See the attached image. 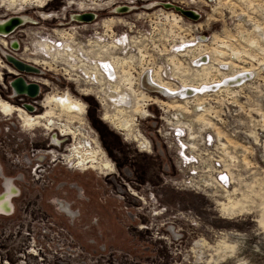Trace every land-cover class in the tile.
<instances>
[{"label": "rangeland", "instance_id": "rangeland-1", "mask_svg": "<svg viewBox=\"0 0 264 264\" xmlns=\"http://www.w3.org/2000/svg\"><path fill=\"white\" fill-rule=\"evenodd\" d=\"M67 1L23 11H15L25 6L20 1L0 6L1 19L27 17L8 34L9 50L0 44V59L10 65L8 53L37 67L31 73L14 66L22 73L16 77L30 83H37L32 75L49 80L42 95L69 91L84 103L73 128L84 123L103 154L81 167L55 161L41 154L53 148L49 135L57 133L62 151L82 136H62L58 127L26 129L16 114L0 111V195L8 180L14 186L12 209L0 213V264H25L18 245L26 242L25 250L38 252L30 264H264V0H165L173 4L168 7L162 0H87L90 9L70 7L64 19L36 12L62 13ZM119 4L133 9L116 13ZM175 7L199 9L203 17L193 20ZM89 11L97 14L92 22L74 18ZM42 37L51 45L66 42L71 66L34 53L33 42ZM117 39L125 40L126 51ZM179 44L182 51H174ZM100 52L117 57L116 82L90 80L89 62ZM202 54L212 66H193V56ZM36 58L45 63L32 64ZM168 68L184 74L161 75L164 82L199 94L175 102L161 90L142 89L145 70L158 75ZM245 70L252 74L243 82L205 87ZM124 93L132 106L113 103L111 97ZM0 95H11L2 84ZM180 114L195 146L189 175L157 132L166 115L178 120ZM122 120L129 130L118 127Z\"/></svg>", "mask_w": 264, "mask_h": 264}, {"label": "bare ground", "instance_id": "bare-ground-1", "mask_svg": "<svg viewBox=\"0 0 264 264\" xmlns=\"http://www.w3.org/2000/svg\"><path fill=\"white\" fill-rule=\"evenodd\" d=\"M92 1H95V0H92ZM49 3V0H47L46 1V3L44 4L45 5V7L47 6V4ZM80 3L82 4V5H80ZM0 6H4V4H3V2L0 0ZM6 7H8V5H5ZM70 6L72 7H76V8H78V9H82V10H85V9H87V8H91V7H88L87 6V0H69V1H67V5H66V7H64L63 9H61L62 10V13H60V12H58V11H53L54 13H56V18L55 19H64V17H65V14H66V12L67 11H65V10H68L69 8H70ZM33 7V6H32ZM34 7H36V6H34ZM45 7H43V9L45 8ZM29 8H31V7H29ZM24 10V9H23ZM23 10H21V11H23ZM38 11H40L39 9L38 10H36V12L38 13ZM49 13H51V12H49ZM39 14V13H38ZM39 17H42L41 16V14L39 15ZM53 16H51V18H52ZM78 17V16H77ZM19 18V21H18V23L19 22H23L27 17H25V16H19L18 17ZM43 18V17H42ZM44 19V18H43ZM46 20H48V19H46ZM15 28V25H13L12 24V21H10V20H5L4 18L3 19H1L0 18V44H1V46H2V48L4 47L5 48V50H3L4 52H6L7 50H9V48H10V45H11V43H10V41L9 40H7L6 38L8 37V34L13 30ZM62 34V33H61ZM45 40H46V38H39L38 40H35L34 42H33V45H34V48H35V50H39L40 51V49H42L41 47H39V45H42L44 42H45ZM49 40V39H48ZM50 41V40H49ZM66 43V42H65ZM64 42H57V43H54V44H56L57 46H62V45H64L65 44ZM13 44V43H12ZM53 44V45H54ZM121 44V46H123L122 48H124V51H126V49L128 48L127 47V43H118V45H120ZM15 45V44H14ZM117 45V44H116ZM116 46H113V48H115ZM59 49L61 48V47H58ZM63 48V47H62ZM61 50V49H60ZM40 53H41V51H40ZM95 56H97V58L95 57V60H91L89 63H90V66L92 65L93 66V68H91L92 70H93V72H92V74H94V78H91L90 80L91 81H93L94 80V82H96V83H98V84H100V83H102L104 80H106V81H109V82H116L117 81V79H114L115 77L117 78L118 77V70H117V62H116V59H117V57L116 56H114V55H112L111 57H109V58H104V56H103V54L100 52V53H97ZM6 59H8V62H10V60H11V58H14V59H16L14 56H12V55H10V54H8L7 53V55H6ZM62 58H63V56H62ZM71 58V57H70ZM66 59V61H64V62H68L69 63V65L71 66V62H70V60H68L67 58H65ZM28 61H30V60H28ZM12 62V61H11ZM30 62H32V61H30ZM123 62H125L124 60H123ZM32 64H34V65H38V64H35L34 62H32ZM67 64V63H66ZM6 65L9 67V71L10 70H13L14 72H9V76L10 77H12V78H14V79H12L11 80V82H10V84L9 83H7V80H3L0 84H2V86H3V88H4V91L5 92H8V91H10L9 93H11V96L9 95L8 96V100H6V101H8V102H10V103H12L13 101H18V100H22L23 102H26V104H28L27 102L30 100H32V101H34L35 102V107H34V105H32V104H28V106H22V105H19V104H14V103H12V104H14L15 106H18V107H21L22 109H24L27 113H29V114H36L35 113V109H36V107L38 108V107H41L39 104H37V102L39 101V99L40 98H42V99H44L46 96H47V101H48V98H50L51 96H54V95H57L54 99V101L55 102H57V101H59L60 99V101L59 102H57L56 103V107H57V112L58 113H56V114H54V112L52 111V110H49L48 112H47V116L46 117H48V116H52V115H56L55 117H54V119L55 120H58V121H55L56 122V127L54 126L51 130H53V132H54V130H56L55 128H59L60 130H59V134L60 135H62V136H69V137H71V138H75V137H77L78 135L79 136H82V140L80 139V141H78V142H75V144H71V145H68L67 147H65V149H67V150H65L64 149V152L63 153H61V156H62V158H63V160H65V161H67V162H73L74 164H76V165H79V166H83L84 165V163H87L88 161H87V159L88 158H86L85 156H83L84 155V153H81V152H79V150L78 149H81V150H84V148H89V149H91V148H93V147H97L99 144H98V142H99V139H98V137H96V136H93V134H90V132H89V130H87V128L85 127V124H84V126H82V127H78V128H76V129H74L72 126H70V125H68L67 124V120H74L73 119V117H75V116H79V117H82V115H80L75 109H77L78 110V103L75 101V100H73V98L75 99V97L69 92V91H67V92H65V93H59L58 91L57 92H50V93H46V94H44L43 96L41 95V96H36V97H33V96H28V95H17L18 93H19V91H21V90H23V86L21 85V84H18V83H16V76L17 75H21L22 73L21 72H19V71H17V69L14 67V65H13V63H11L10 65H8L7 63H6ZM90 70V69H89ZM5 75V74H4ZM148 76V78H149V80H153V81H155L156 83H159L161 86H165V87H168V88H170L171 90H173V91H175L176 90V88H175V86H173L172 84H169V83H166V82H164L163 81V79H162V77L160 76V75H158V78H155L154 77V75H152V78L153 79H150V73L148 72V71H146V72H144L143 74H142V76H141V79H142V81H143V79H144V77L145 76ZM4 78H5V76H4ZM29 79H31V80H33V81H35V82H37V84H39V86H40V88H41V85L43 84L45 87H47V86H49V80L48 79H45V78H41V77H37V76H29L28 77ZM110 78V79H109ZM125 79H127V77L125 78ZM129 79V78H128ZM128 79L126 80V81H128ZM23 81H26L27 83L29 82V80L28 79H26L25 77H24V80ZM131 84V83H130ZM129 84V85H130ZM143 84H144V82H143ZM132 85H133V83H132ZM144 86H145V84H144ZM142 87H143V85H142ZM155 87L158 89H162L160 86H156L155 85ZM144 89H146V90H144L145 92H149V91H151V90H148L147 88H145V87H143ZM131 89V88H130ZM133 89V88H132ZM135 90V89H134ZM86 91H88V92H90L91 90H89V89H86L85 90V92ZM132 91V90H131ZM137 91V90H136ZM14 93V94H13ZM91 93V92H90ZM132 93V92H131ZM70 95V97H71V99H69L68 98V96ZM122 95H124L125 97H123V99H125L127 96H126V94L124 93V94H122ZM65 96V97H64ZM118 96V95H117ZM0 97L1 98H3V96L2 95H0ZM133 98V97H132ZM5 100V99H4ZM31 101V102H32ZM121 101H123V100H121ZM115 102H117V101H115ZM118 102H119V100H118ZM105 103V102H104ZM135 104V103H134ZM182 105V104H181ZM117 106V105H116ZM128 106V105H127ZM126 106V107H127ZM129 106H132V105H129ZM171 108H174V107H177V106H174V105H169ZM183 106V105H182ZM138 110V109H137ZM139 110H140V108H139ZM142 110V109H141ZM141 110L140 111H138V112H141ZM20 111V110H19ZM85 111H86V109L84 108V113L83 114H85ZM135 111H136V109H135ZM21 112V111H20ZM75 113V114H74ZM57 114L59 115V116H57ZM21 115L23 116V121H25L26 122V119L24 120V118H26V115H23L22 114V112H21ZM31 116V119H34V118H36L37 116H32V115H30ZM18 117V116H17ZM60 117H63V118H60ZM121 117V116H120ZM48 118H52V117H48ZM65 118L67 119V120H65ZM105 118H106V116H105ZM81 119V118H80ZM59 120H61V121H59ZM62 120H65V121H62ZM117 120H120V118H118ZM127 120H129V119H127ZM32 121H34L35 122V125L34 126H38L39 124H40V120H32ZM43 121V120H42ZM51 121V120H50ZM25 122H24V124H25ZM51 122H53V121H51ZM66 122V123H65ZM120 123V124H119ZM117 122V125H118V127H119V125L121 126V127H123L124 129H122V130H126L125 128H129L130 127V123L129 122H127V121H125V120H122V121H120V122ZM26 126V125H25ZM34 126H31V127H29V126H26L27 128H32V127H34ZM81 126V125H80ZM85 127V128H84ZM81 128H84V130L83 129H81ZM120 128V127H119ZM79 129V130H78ZM51 130H48V131H51ZM73 135V136H72ZM84 135H85V137H84ZM86 136L87 137H89V138H86ZM142 138V136L140 135V134H137L136 135V137L135 138ZM84 138H86L88 141H87V144H89V145H84ZM77 139V138H76ZM48 140L49 141H52V144H51V146L50 147H53L50 151L48 150V151H44V152H42L41 154L42 155H51L52 156V159L53 160H57V158L53 155V150H58L59 151V144H61V140L57 137V133L56 132H54V133H52L51 135H49L48 136ZM54 140H56V141H54ZM144 142L145 143H148V141L147 140H144ZM100 143V142H99ZM26 145H27V143H26ZM62 150V149H61ZM80 150V151H81ZM85 151V150H84ZM71 155V156H70ZM58 160H61L60 158H58ZM62 160V161H63ZM38 172V171H37ZM41 176V175H40ZM39 176V177H40ZM8 182H9V185H7L9 188H8V191L6 192V193H4V194H2V195H0V213L1 212H8L10 209H12V207H13V205H12V202H11V197H12V194H11V189H13L14 188V186L12 185V183H11V181L10 180H8ZM28 244V242H26L25 244L24 243H22V244H19L18 246H19V248L20 249H22V251L24 252V254L21 256L25 261H26V263L25 264H30V261H28V258H36L37 256H38V252H37V249H32V250H30V251H27V250H25V247H26V245ZM35 247V246H34ZM41 253V252H40ZM40 255V254H39ZM42 255H44L43 253H42Z\"/></svg>", "mask_w": 264, "mask_h": 264}, {"label": "built area", "instance_id": "built-area-1", "mask_svg": "<svg viewBox=\"0 0 264 264\" xmlns=\"http://www.w3.org/2000/svg\"><path fill=\"white\" fill-rule=\"evenodd\" d=\"M159 4L161 6H164V7H168L167 4L173 5L172 3H168L165 0H162V2H160ZM66 5H67V2L65 3V6L64 7H66ZM179 8L180 7H175V10L178 13L184 15V13H182L179 10ZM87 9H90V8H87ZM113 9H114V12L120 13L121 11H125V12L131 11L130 9H133V8L127 7V6H123V5H120L119 4V5L115 6V8H113ZM65 11H68V10H65ZM80 11H84V10L80 9ZM191 11L195 12L198 15V19H193L192 18L193 20H199V19H201L203 17V15L201 14V12H200L199 9L198 10L197 9H192ZM61 12H62V10H61ZM83 13H92V14H94V19L97 18V14H95L93 12H90L89 11V12H83ZM77 16L78 15H75L74 18H77ZM12 19L13 18H10V19L7 18L5 20H10L11 21ZM94 19L92 21H94ZM92 21H85V22H92ZM19 23H21V22H19ZM103 23H101V24H103ZM17 24H15V26ZM125 37H126V35H125ZM199 38H200L199 40L206 39V37H202V36H200ZM124 39H127V38H124ZM119 40L120 39H117V42H119V43H122V42L124 43V41H125V40H122V41H119ZM102 41H103V39H102ZM182 49L183 48L181 47V44H179V45H177V46L174 47V51H182ZM193 57L194 58H192L191 61L193 63V66H195V67L204 66V65H206V66L207 65L208 66H212V64H210V62H211L210 58H208V56H206V55H203L202 54V55H199V56L197 55V56H193ZM220 67L222 69H224V70H227L228 64L227 65L226 64H223ZM146 71H148L150 73V79H153L152 78V75L153 74L151 73V71L150 70H145L144 72H146ZM183 71L182 70L180 72L175 71L174 74H170L169 72H171V71L168 68L166 70H162L158 75H160V76L161 75H166L167 77H169L170 75L180 76V75H183L184 74ZM251 74H252L251 72H248V71L245 70L244 72H241L239 74H235L233 77H228V78L222 80L221 82H217V83H212V84L205 85V87H209L211 89H215L216 87L221 86V85H224V84L231 85V84H235V83H238V82L240 83V82L245 81L247 78H249V76ZM158 75H154V77L157 78ZM94 77L95 76L93 74L92 76H90V79L91 78H94ZM114 79H116V77ZM150 81L154 85L160 86L162 88V89H159L158 88V89H155V90H161L163 92H166L167 94H171V97L173 98L172 100H176L175 102H180V100L185 99V98L188 99L189 96L193 95L194 93H195L194 95L199 94L198 92H195V90L193 88H191V87H178V86H176L175 87L176 90L173 91V90H171L168 87L161 86L159 83H156L153 80H150ZM142 85H143V87L147 88L146 85L144 86L143 81H142ZM143 87H142V89H144ZM147 89L149 90V88H147ZM144 90H146V89H144ZM150 92H153V90H151ZM123 97H125V96H118L116 98H114V97H111V98L114 99V102L113 103L115 105H117L118 107H126L127 105H128L127 107H129L130 101L127 103V101H125L126 98L123 99ZM109 100H110V98H109ZM118 100H119V102H118ZM121 100H123V101H121ZM105 101H107V100H105ZM115 101H117V102H115ZM169 104L170 103H168V102H162V105L163 106H169ZM173 104H171V105H173ZM176 105H179V103H176ZM196 105L199 108V106L201 105V103H198ZM166 108H168V107H166ZM167 116L168 115L165 116V120H161V123H160V126H159L157 132L159 133V135L161 137L164 138V140L169 141L171 143V145H169V146L174 151H176V153L178 154L179 159L177 161V163H178L177 166H178L179 170H184L185 169L184 175H189V171L188 170L190 169L191 166L194 165V162L196 161V158H195V155H194V153H195V151H194L195 150L194 143H191V142L188 141V139L191 138V133H190L191 132V129H189L187 122H184L183 121V120H185L184 119V116L185 115L182 117L181 114H180L181 118L178 117V120H167ZM143 141H144V139H143ZM144 145L147 146L148 144H144ZM192 172H194V171L192 170ZM226 179H227V176L222 177V180H226Z\"/></svg>", "mask_w": 264, "mask_h": 264}, {"label": "flooded vegetation", "instance_id": "flooded-vegetation-1", "mask_svg": "<svg viewBox=\"0 0 264 264\" xmlns=\"http://www.w3.org/2000/svg\"><path fill=\"white\" fill-rule=\"evenodd\" d=\"M1 1L3 2L4 5H8V7H7L8 9L9 8H14L19 1H20V3H22V2L25 3V6H23L21 8H18L15 11L23 10L26 7H32V6L33 7L36 6L38 8H43V7H45L44 4L46 3L45 0H1ZM20 3H18V4H20ZM80 5H82V4L80 3ZM38 13H39V15L41 14V16L44 19H52V18L55 19L56 18L55 17L56 16V13H54V12L49 13V12H47V11H45V10L42 9V10L38 11ZM51 16H53V17L51 18ZM65 34H67V33H63V35H65ZM45 43H48V45L47 46H44ZM39 47L42 48V49H40L41 52L45 53L48 56L49 55H52L55 59H57L58 57H62L63 56L64 58H62V60L66 61L65 58H67L68 60H70L71 59L70 57L72 56V51H71V49H68V44H66V43L64 45H62V46H57L56 44L51 45L50 44V41L46 38L45 42L42 45H39ZM58 47H61L60 49L63 50V51H61ZM37 52H39V50L38 51L37 50H34V53H37ZM69 54L71 56H67ZM32 62H34L35 64H38V65L45 63L44 61H41V60H39L37 58L34 59ZM2 70H4L5 73ZM10 71L11 72H14L13 70H10ZM10 71H9V67L7 65H4L3 62H2V60L0 59V81H3L4 79L7 80L10 77L9 76V72ZM4 74L6 75L5 78H4ZM10 82L11 81H9L8 83L10 84ZM143 82L147 86V88H149V90H155V89H157L155 87V85L149 80V78H148L147 75L144 77ZM42 87L43 86L41 85L40 91H39L38 95H36V96H41L42 95L41 94L42 93ZM8 92H10V91H8ZM56 96L57 95L51 96L50 98H48V101H47V96L44 99L39 100L37 102V104H39L42 108H46V110L43 111V112H40V113H36V114H29L24 109H22L21 107L15 106L14 104H12V103H10V102H8V101H6V100H4L3 98L0 97V111L3 112L5 114V116H11L13 114H16L18 116V118L21 120L22 125L26 129H27L26 126L31 127V126H34L35 125V122L32 121V120H40V124L38 126H44L46 130H51L54 126L56 127V122L55 121H58V120H55L54 119V117L56 115H52V116L50 115V116H48V117H52V118H48L46 116H47V112L49 110H52L54 112V114L58 113L56 111L57 110L56 103L59 102L61 99L59 101L55 102L54 101L55 100L54 98ZM68 98L71 99L70 95L68 96ZM73 100H75L79 104L78 107H77L78 110L77 109H75V110L80 115L84 116V114H83L84 113L83 111H84V108H85L84 103H82L81 101L77 100L76 98L75 99L73 98ZM31 101L29 100L27 103L29 105L32 104L35 107V102L34 101L31 102ZM17 102H18V104H20L22 106H25V104H26V102H23L22 100H18ZM39 108L40 107H38V108L36 107V109L34 111L35 112L38 111ZM47 108H49V110H47ZM19 110L22 112L23 115H26V118H24V120L26 119V122L23 121V116L21 115V112ZM30 115L37 116V117L34 118V119H31V116ZM57 116H59V115L57 114ZM60 118H63V117H60ZM50 120L53 121V122H51ZM65 120H67V119L65 118ZM59 121H61V120H59ZM24 122H25V124H24ZM72 122H73V120H67V124L70 125V126H72V127H74L72 125ZM82 124L84 125V123H82ZM84 128H81V129L84 130ZM120 129H124V128L121 127ZM125 129L126 130H129L130 128H125ZM84 137H85V135H84ZM86 138H89V137L86 136ZM86 138H84L85 139L84 140V145H89V144H87V141L88 140ZM54 141H56V140H54ZM98 144L99 145L97 147H93L91 149L84 148L85 151L84 150H81V149H78V150H79V152L84 153L83 156H85L88 159L90 158V160L92 162L96 163L97 162V159H99V156L103 154V148H102V146H101V144L99 142H98ZM67 149H65V150H67ZM52 152H53V155L57 159L60 158L61 160H63V158L61 156V153H63L64 151H62V150H59V151L58 150H53ZM88 153L90 154L89 156L87 155ZM63 161H65V160H63ZM68 163L72 164V167H74V166L75 167L76 166L77 167H81L79 165L74 164L73 162H68Z\"/></svg>", "mask_w": 264, "mask_h": 264}, {"label": "water", "instance_id": "water-1", "mask_svg": "<svg viewBox=\"0 0 264 264\" xmlns=\"http://www.w3.org/2000/svg\"><path fill=\"white\" fill-rule=\"evenodd\" d=\"M179 10L184 13L186 16H189L193 19H198V15L191 11V10H184L182 8H179ZM79 20L82 21H92L94 19V14L92 13H83L81 15H78L77 17ZM12 24L15 25L18 23L19 18L18 17H14L12 20ZM12 61V62H11ZM11 63H13V65L17 68L20 69L24 72H31V73H38L39 69L31 64H27L25 62H22L18 59H14L11 58L10 60ZM24 78L23 77H16V83L21 84L24 88L23 90L19 91L18 95H28V96H33L35 97L36 95H38L39 91H40V86L37 83H30V82H26L23 81ZM26 106H28V104H25Z\"/></svg>", "mask_w": 264, "mask_h": 264}]
</instances>
